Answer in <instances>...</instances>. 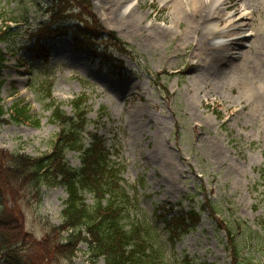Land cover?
Instances as JSON below:
<instances>
[{"label": "rangeland", "instance_id": "374dc122", "mask_svg": "<svg viewBox=\"0 0 264 264\" xmlns=\"http://www.w3.org/2000/svg\"><path fill=\"white\" fill-rule=\"evenodd\" d=\"M49 1L0 0V16L31 13L17 25L0 20L3 27L14 29L9 40L0 42L8 60L0 73V81H5L0 150L32 156L50 152L61 130L52 117L53 99L54 105L73 115L71 101L85 94L91 120L87 133L97 132L106 148L117 149L112 159L126 167L123 184L129 190L137 185L140 196L132 216L139 220L145 216L153 229H159L168 264H185L186 257L197 263L232 264L229 228L240 243L242 264H260L264 260V179L258 171L264 169V17L259 10H264V0H245L256 9L257 39L252 36L238 43L239 54L231 64L205 57L200 67L191 60L192 52L199 51V33L185 31L187 21L166 38L141 29L152 23L163 26L171 12L168 2L140 0L142 22L131 25L118 21L100 0H88L64 19V34L33 39L41 24L49 26L52 21L45 6ZM138 2L130 0L127 6ZM77 20L81 31L87 27L83 36L71 34L78 29ZM98 24L131 48L118 51L112 39L101 36ZM50 85L52 101L46 94ZM16 103L28 107V121L12 118ZM102 108L106 116L101 119ZM135 108L151 119L145 121L143 132L129 117ZM66 158L74 167L80 164L76 152H68ZM41 194L39 200L35 190L24 189L0 202L22 212L19 217L28 239L22 252L31 261L43 255L36 243L45 224L62 222L67 198L60 186H43ZM130 194L134 195L133 189ZM192 204H204L207 210L197 228L171 249L157 209L173 208L176 213ZM23 260L30 264L28 258ZM76 263L88 264V256L79 253Z\"/></svg>", "mask_w": 264, "mask_h": 264}, {"label": "trees", "instance_id": "16d2710c", "mask_svg": "<svg viewBox=\"0 0 264 264\" xmlns=\"http://www.w3.org/2000/svg\"><path fill=\"white\" fill-rule=\"evenodd\" d=\"M87 2L88 0L50 1L47 14L52 21L49 26L41 24L34 31L33 39L43 34L45 37L64 34L61 24L65 18H69L68 12L80 9ZM29 16L30 11L21 15L24 21ZM0 18L5 22H20L17 16L7 18L2 15ZM57 26L60 28H56ZM98 27L101 36L112 38V43L119 51L130 48L114 33L107 32L100 24ZM11 31L10 25L0 26V42L9 40L13 35ZM85 32L75 31L79 35H84ZM71 33L74 34L72 31ZM6 62L7 53L0 48V73ZM4 82L0 81L1 114H4L1 105ZM50 89L51 86L47 93L49 95ZM71 105L74 110L72 116L65 113L60 106L53 105L52 117L61 125V131L52 144L51 152L34 157L19 151L0 150V202L7 195L22 192L24 189L35 190L38 199L42 200V185L63 186L68 195L62 210V223L58 226L49 222L45 224L43 236L36 243L43 255L33 261L22 252V244L24 240H28L23 233L22 212L16 213L10 208L7 209L5 204L0 206V264H25L24 257L30 260V264H77L75 260L79 253L88 256V264H166L164 254L161 253L163 247L159 239V229L153 231L149 222L132 216L133 210L137 209V203L121 184L124 181L123 165L111 159V155L116 153L115 147L106 148V141L97 133H90L89 142H85V134L90 124L87 99L81 95L71 101ZM103 115L104 110L101 116ZM12 118L16 122L28 121V107L16 103ZM68 151L80 153L78 167H72L66 159ZM261 172L264 178V171ZM165 213L164 211L162 216L165 233L170 245L175 248L178 240L196 227L195 217L199 213L194 208L188 212L181 210L173 217ZM229 230V248L233 253L234 264H240V246L235 232ZM81 245L86 246V249H82ZM185 263L196 264L194 260L188 259Z\"/></svg>", "mask_w": 264, "mask_h": 264}, {"label": "bare ground", "instance_id": "6f19581e", "mask_svg": "<svg viewBox=\"0 0 264 264\" xmlns=\"http://www.w3.org/2000/svg\"><path fill=\"white\" fill-rule=\"evenodd\" d=\"M129 1L100 0L102 4L114 11L118 21L137 25L143 19L140 10L142 4L139 0L137 6H127ZM162 1L170 3L171 6V12L164 18L166 22L163 26H158L155 23L149 26L142 25V31H151L159 38H166L176 34L177 29L175 27L180 26L184 20L187 21L185 31L190 32L192 29L199 33L197 43L199 51H193L191 54L192 62L198 67L202 65L205 57L219 64H231L232 60L239 54L236 52L238 43L250 39L252 36L257 39L260 32L259 25L255 20L256 9L245 0ZM100 6L102 7L101 4ZM259 13L261 17H264V10H259ZM250 29L253 33L248 31ZM219 38L225 40L216 42L215 40ZM129 117L139 132L144 131L146 120L151 121L147 114L138 108L131 109Z\"/></svg>", "mask_w": 264, "mask_h": 264}]
</instances>
